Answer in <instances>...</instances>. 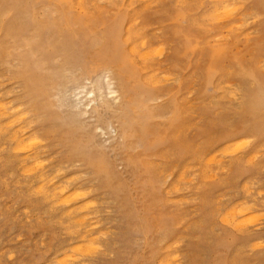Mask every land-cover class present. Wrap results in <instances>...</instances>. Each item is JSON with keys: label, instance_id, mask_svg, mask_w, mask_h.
Returning a JSON list of instances; mask_svg holds the SVG:
<instances>
[{"label": "rangeland", "instance_id": "1", "mask_svg": "<svg viewBox=\"0 0 264 264\" xmlns=\"http://www.w3.org/2000/svg\"><path fill=\"white\" fill-rule=\"evenodd\" d=\"M16 1L0 0V104L14 107L0 117L1 129L11 131L0 132V264H264V111L249 110L264 90V0H233L234 16L215 19V0H133L132 6L130 0H85L99 41L123 16V38L131 24V41L119 42L135 60L133 75L123 77L127 97L154 113L147 147L137 132L120 148L114 144L119 125L105 107L93 113V104L89 114L75 116L60 94L51 97L47 113L32 102L23 77L28 60L10 52L29 50V41L44 45L45 30H34L32 16L58 18L63 5ZM71 10L79 15L75 4ZM63 29H54V47L65 44ZM140 37L146 46L139 49L151 55L146 64L128 50ZM56 65L48 62L46 69ZM106 66L92 64L91 76ZM20 110L26 118L14 116ZM78 126L97 144L85 142ZM12 133L39 145L17 152ZM99 151L109 175L86 159ZM55 184L68 186L72 209L39 192L44 185L54 194Z\"/></svg>", "mask_w": 264, "mask_h": 264}, {"label": "bare ground", "instance_id": "2", "mask_svg": "<svg viewBox=\"0 0 264 264\" xmlns=\"http://www.w3.org/2000/svg\"><path fill=\"white\" fill-rule=\"evenodd\" d=\"M47 1H49V0H47ZM130 1L127 2V5L132 6L134 4V1L133 0L131 2ZM142 1L151 2L152 0H142ZM215 1H218V3L219 4L221 3L222 5L221 6L219 4L217 6L215 5L216 7H214L215 10L213 11V15L211 14L212 17L214 16L213 19L223 18V17L224 18L225 17L230 18V17H232L233 14L236 13V10H235L236 7H232L233 3H231L233 0H215ZM18 2H22V0H17L16 4ZM58 2L63 5V13L58 12L59 13L58 18L53 17L52 19L51 18L46 19V21H38L39 19L37 18L36 14H34L32 16L34 30H37L38 33L41 32L42 29L45 30V35H44V39H43V40H45L44 45L41 43L36 44V45H34V44L30 45V41H29L27 43V45H29L28 47H30L29 50L24 51V52H19L16 50L15 53L10 52L11 57H14V56H17L20 58L25 57L28 60V63L26 65V69L24 71L23 77H24V79H26V83H28L27 88H28L29 93L33 94V96L31 97L32 102H36V107L40 108L43 111V113H47L48 111H51L50 108L53 107V105H54L51 97L55 96L56 99H58V94H60L61 97L59 96V101L61 103H63L64 106L66 105V107H71L73 110L75 109L76 111L74 110V112H76V114L73 113L75 116L89 114L90 113L89 108L93 104L95 105V107H91V109H92L91 111L93 113H95V111L97 110L98 107H105L108 111H110L111 113L114 114L116 123H118V125H119L117 127V129H115V131H114L116 133L115 139L117 140V142L114 143L115 147H117V148L126 147L128 144H130L131 139L133 138V136L137 132H139L141 139L143 140V144H145V139H146L145 137L147 135V132L149 131V127H148L147 122L150 120V118H152L154 116V113L152 110H150V107L148 105L143 104V103L137 101L136 99L132 100V99L127 97L128 96V93H127L128 89H127V86L125 84L123 77L125 74H127L129 76L133 75V73L135 72V69L133 67V65L135 64V60L129 56L127 51H125L121 46H119L120 45L119 42L121 40H124V43L131 41V36H132L133 31H134L132 29L131 24H129L128 27L126 28L128 34L125 35L123 38V35L121 33V29H120L122 23L124 22L123 20L125 18L123 16L119 20L118 23L107 28V30L104 32V38L101 41H99L98 39L93 37L92 33L90 32L89 26L92 24V18L86 17L85 11H86L87 1H85V0H58ZM88 2H91V0H89ZM71 4H75L77 6V8L80 10L79 15H75V13L72 12ZM233 5H235V4H233ZM219 11H222V13L221 12L219 13ZM5 13H3V14H5ZM84 16L87 19H85ZM209 20H210V18H209ZM13 22L14 21H12V23ZM12 23H10V24H12ZM10 24L9 23L5 24V29H7V28L10 29L11 28ZM22 25L23 24L20 23V20H18L16 22L17 27H14V29L16 31V36H18V34L21 33ZM60 27L64 28L63 31L65 33V37H62V38H65L64 41H66V42H65V44H60L57 47H54L53 46L54 38L52 37V34L54 33V29H56V28L60 29ZM231 30H232V28H231ZM138 42L139 43H137V44L133 42L134 44H132V46L129 47L128 50L131 53V55L138 56L139 59H141L146 64V62H148L151 59V55L149 54L150 51L147 50L148 51L147 52L144 49V50H142V51H144L142 53V51L139 49V47H142V49H143L146 46V42H145V39L143 37H140ZM15 47L16 46H14V48ZM92 47L93 48L94 47L99 48L98 53H96L95 55L92 52H91L92 54H89V52H87ZM38 52L40 53V58L37 57ZM85 52H87V55L85 57H83L85 55ZM91 55H92V57L89 59L88 57H90ZM60 59H62V60L64 59L63 64H59ZM100 61L106 62L107 66L103 68L104 70L102 72H100V76L93 78L91 76V73H90L92 71V70H90V67L92 64H95L96 62H100ZM48 62H52L53 64H57V65L54 69H46V64ZM145 71H147V70H145ZM148 78L150 79L151 83L152 82L157 83V80L154 81V78H155L154 76L151 75ZM170 78H172V77H170ZM72 88H74L75 91H72ZM54 89H57L55 91H58V90L59 91L56 94H54V93H52V91ZM60 91H61V93H60ZM72 92H74V94H72ZM35 93H36V95H35ZM147 95L150 99H153V96L151 95L150 91H147ZM6 106H5V104L4 105L0 104V117L3 115H5V117L7 116L6 115L7 108H9L10 110L12 109V108H10L11 106H9V107L7 106V108H6ZM259 106H261V110L264 111V90H260L252 98L251 103H249V110L252 113H255ZM13 109H14V107H13ZM13 109L11 111H13ZM11 111H8V113H10ZM24 111L25 110H20L18 112L15 111L16 113H14V116L17 119H19L20 117L26 118L25 117L26 114L24 113ZM54 114H56V113H54ZM12 115L13 114H11V116ZM56 116H57V114H56ZM15 117H13V120L15 119ZM10 120H12V119L8 120L9 123H11ZM4 123H2V124L0 123V124L3 125ZM8 124H7V127L9 126ZM22 127H23V125H22ZM4 128H3V130H4ZM78 128H80L83 131V129L81 127L78 126ZM3 130L0 127V132L6 133V131H8V130H5V131H3ZM16 131H19V130H16ZM8 133L11 134V131H8ZM8 133H6V134H8ZM13 133H12V135L9 136V138H11V140L16 144V146L15 145L14 146L16 147L17 152L29 151V153H31L32 151H34L31 148L34 147V145H36V146L39 145V144L35 143L38 140H36L35 142L32 141V142L27 143L26 140H23L21 138V134H19V133L13 134ZM22 136H23V134H22ZM30 136H31V134L29 135V137ZM9 138H6V139H9ZM87 139L90 142L94 143L95 145L97 144V142L95 140H93L94 136L91 134L90 131H86V132L83 131V140L86 142ZM80 142L85 144L83 141H80ZM145 147H147L146 144H145ZM78 148H82V146L78 147ZM30 149L32 150L31 152H30ZM35 150H37V149H35ZM38 154L35 152L33 154V159L38 157V156H36ZM97 154L98 155H91L90 157L87 156L86 159H88L90 164H92L96 168H98L99 171H103V172H105V174H108V175L111 174L109 172V170H110L109 165L105 162V160L103 158V156H104L103 151H99V153H97ZM213 154H214V152H213ZM25 156H26V154H25ZM212 158H215V157H212ZM36 159L38 160V158H36ZM24 161H25V159H24ZM29 161H27V162H29ZM211 161H213V159ZM20 162H22V161H20ZM33 162H34V166L36 165L35 166L36 168H38V167L42 168L43 167V166H41L42 165L41 162L37 161L41 165L39 163L37 165L36 164L37 162H35L34 160H33ZM28 164L29 163H27V165ZM26 166H24L25 170L28 171V173H29L32 169L26 168ZM36 170L38 171V169H36ZM42 170L44 171V168H42ZM42 170H40L39 172H42ZM33 171L35 172V170H33ZM40 180H41V184H42L46 180L45 176H41ZM49 184H50V182H49ZM55 185H57V186L54 187V190L56 191V192L54 191L55 192L54 194H52V192H51V194L49 195L48 194L49 192L46 191L44 185H41V186L39 185L38 188L40 189V191H39V189H38V191L41 192V194H43V195L45 194V196H47V198L48 197L51 198V196H52V198L54 197L53 198L54 200H55V198L56 199L58 198L56 196H59V199L56 201V203L61 204V205H67V206L70 205V207H68V208L72 209L71 204L74 203L73 200L75 198L73 199L70 195L66 196V193L68 192V186H65V184H64V186H62L60 184L59 185L55 184ZM246 207H248V206H245V209L242 207L244 209V211L242 212L239 210L238 213L243 215L245 210L247 211V209H248ZM79 208L82 209V207H79ZM243 209H241V210H243ZM69 210H68V212H69ZM72 213H73V211H70L71 215H72ZM232 217H235V216L232 215ZM232 217H231V220L233 219ZM81 218H82L81 220H83V217H81ZM84 218H85V216H84ZM223 219L228 220V218H226V217ZM81 220L78 221V223L81 222L79 224L83 223ZM226 220H225V223L227 222ZM240 221L242 222V224L245 223V221L242 218ZM243 221H244V223H243ZM241 222L238 223L239 227H242V225L241 226L239 225ZM235 226L236 225L234 224V228H235ZM242 228H245V227H242ZM237 230H239V229H237ZM85 232H87V231H85ZM84 235H86V234H84ZM81 237H83V236H81ZM69 242H71V241H69ZM89 244H92V243L89 242ZM95 250H96V248H95Z\"/></svg>", "mask_w": 264, "mask_h": 264}]
</instances>
